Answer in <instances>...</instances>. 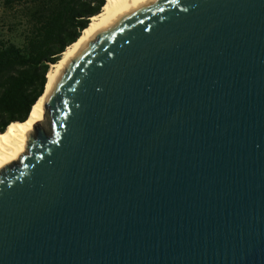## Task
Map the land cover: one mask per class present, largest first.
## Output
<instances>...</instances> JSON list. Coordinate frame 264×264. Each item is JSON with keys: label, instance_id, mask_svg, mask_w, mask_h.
Listing matches in <instances>:
<instances>
[{"label": "water", "instance_id": "water-1", "mask_svg": "<svg viewBox=\"0 0 264 264\" xmlns=\"http://www.w3.org/2000/svg\"><path fill=\"white\" fill-rule=\"evenodd\" d=\"M44 107L0 168V264H264V0H151Z\"/></svg>", "mask_w": 264, "mask_h": 264}, {"label": "trees", "instance_id": "trees-1", "mask_svg": "<svg viewBox=\"0 0 264 264\" xmlns=\"http://www.w3.org/2000/svg\"><path fill=\"white\" fill-rule=\"evenodd\" d=\"M33 1L31 26L22 42L0 39V131L28 117L44 91L50 65L77 40L105 0Z\"/></svg>", "mask_w": 264, "mask_h": 264}, {"label": "bare ground", "instance_id": "bare-ground-1", "mask_svg": "<svg viewBox=\"0 0 264 264\" xmlns=\"http://www.w3.org/2000/svg\"><path fill=\"white\" fill-rule=\"evenodd\" d=\"M149 1L151 0L104 1L101 11L90 18L88 26L82 30L77 40L67 46L57 62L50 65L44 91L33 104L28 117L24 121L9 123L4 131L0 132V168L3 165L17 162L22 154L27 153L28 134L33 131L37 123L44 126L48 118L44 107L45 97L52 90L73 56L92 40L97 32Z\"/></svg>", "mask_w": 264, "mask_h": 264}, {"label": "rangeland", "instance_id": "rangeland-1", "mask_svg": "<svg viewBox=\"0 0 264 264\" xmlns=\"http://www.w3.org/2000/svg\"><path fill=\"white\" fill-rule=\"evenodd\" d=\"M33 0H0V39L21 43L31 26Z\"/></svg>", "mask_w": 264, "mask_h": 264}]
</instances>
